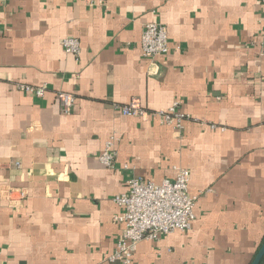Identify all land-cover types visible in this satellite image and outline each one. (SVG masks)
Returning a JSON list of instances; mask_svg holds the SVG:
<instances>
[{
    "label": "crops",
    "instance_id": "0c3cea01",
    "mask_svg": "<svg viewBox=\"0 0 264 264\" xmlns=\"http://www.w3.org/2000/svg\"><path fill=\"white\" fill-rule=\"evenodd\" d=\"M148 22L167 27V54H142ZM263 28L260 0L0 2V264H112L114 196L130 176L177 168L198 194L192 227L139 242L131 264H249L264 238ZM59 91L75 95L69 113ZM132 98L178 101L182 131L113 109ZM111 134L109 168L98 156ZM6 185L25 188L22 208L7 206Z\"/></svg>",
    "mask_w": 264,
    "mask_h": 264
},
{
    "label": "built area",
    "instance_id": "2783aa9c",
    "mask_svg": "<svg viewBox=\"0 0 264 264\" xmlns=\"http://www.w3.org/2000/svg\"><path fill=\"white\" fill-rule=\"evenodd\" d=\"M3 1L5 0H0ZM260 2L264 5V0ZM262 36L264 40V28ZM60 43L66 53L76 57L79 55L81 47L77 37L65 36ZM139 46L145 57L167 54L170 49L167 27L159 22L146 23L142 29ZM15 85L18 89L37 97H42L46 90L45 84L36 86L17 82ZM58 97L62 112L69 113L75 104V95L59 91ZM113 109L122 115L143 120L156 118L162 124L171 125L178 132L182 131L187 117L180 112L178 101L172 102L165 110H149L138 98H132L126 103H114ZM116 141L117 136L111 134L98 156L99 161L109 168L114 166ZM14 165L19 168L20 162L15 161ZM189 179V171L184 168H177L173 179L165 178L160 182L145 180L135 175L127 178L125 190L113 198L120 209L114 220L121 225V233L106 260L112 264H131L139 242L158 240L175 230L190 229L195 219L194 207L198 194L189 193ZM2 192L3 200L14 210L22 208L28 197L25 188L21 187L6 185Z\"/></svg>",
    "mask_w": 264,
    "mask_h": 264
},
{
    "label": "water",
    "instance_id": "95a60500",
    "mask_svg": "<svg viewBox=\"0 0 264 264\" xmlns=\"http://www.w3.org/2000/svg\"><path fill=\"white\" fill-rule=\"evenodd\" d=\"M264 256V241L249 264H259Z\"/></svg>",
    "mask_w": 264,
    "mask_h": 264
},
{
    "label": "trees",
    "instance_id": "16d2710c",
    "mask_svg": "<svg viewBox=\"0 0 264 264\" xmlns=\"http://www.w3.org/2000/svg\"><path fill=\"white\" fill-rule=\"evenodd\" d=\"M263 241H264V238H263L262 242H263ZM262 242H261V244H262ZM259 247H260V246H259ZM263 259H264V257L261 259V261H260V263H259V264H261V263H262Z\"/></svg>",
    "mask_w": 264,
    "mask_h": 264
}]
</instances>
